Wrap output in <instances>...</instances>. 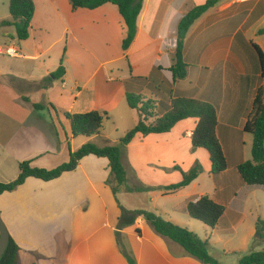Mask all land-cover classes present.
Instances as JSON below:
<instances>
[{"label": "crops", "instance_id": "crops-1", "mask_svg": "<svg viewBox=\"0 0 264 264\" xmlns=\"http://www.w3.org/2000/svg\"><path fill=\"white\" fill-rule=\"evenodd\" d=\"M33 1L29 39L11 44L21 56L0 54V94L10 97L0 102V175L9 177L7 183L17 179L24 161L52 170L86 143L116 144L126 136L140 120L127 104L126 83L149 77L164 56L173 60L181 20L207 0H144L136 38L126 51L127 27L117 6L75 11L70 0ZM10 19L9 0H0V22ZM6 28L16 36L14 27ZM262 29L264 0H224L186 36L188 76L176 83L174 93L218 109L217 137L228 163L223 173L213 176L209 153L193 148L198 120L186 119L168 133L134 137L122 159L132 192L123 189L119 204L107 184V159L85 157L76 171L51 182L29 178L15 192L0 195V215L22 249L20 260L35 255L52 263L129 264L122 244L136 264H203L159 235L144 217L123 218L121 207L187 228L209 243L219 264H239L244 256L263 251L264 238L256 233L264 222V188L247 186L238 172L252 161L254 137L245 125L264 78L260 59L257 66L248 53L254 45L264 53ZM63 55L64 78L45 89L43 81L59 69ZM96 111L109 114L111 127L124 123L121 135L104 129L102 137H84L76 144L65 114ZM196 163L203 172L189 186L177 193L161 189L180 183L182 173ZM143 187L154 190L136 191ZM202 197L225 207L214 230L187 212L188 202Z\"/></svg>", "mask_w": 264, "mask_h": 264}, {"label": "trees", "instance_id": "trees-1", "mask_svg": "<svg viewBox=\"0 0 264 264\" xmlns=\"http://www.w3.org/2000/svg\"><path fill=\"white\" fill-rule=\"evenodd\" d=\"M224 0H207L205 4L192 9L183 17L179 24L178 40L173 60L164 56L158 60L149 77H132L126 83V101L130 109L137 110L140 115L139 123L130 130L127 135L116 144L98 146L94 143H86L77 151L72 152L70 160L55 169L47 170L32 167L31 161L19 164V175L16 180L9 183H0V195L11 193L23 186L29 178H35L44 182H51L60 178L63 174L77 170L82 159L88 156L107 159L109 162L110 177L107 181L118 204L117 195L128 188L127 171L123 164V152L137 134L148 136L150 134H163L170 132L179 122L186 119H197L198 125L192 135L194 149L206 150L212 162V175L218 176L228 168L226 156L217 137L218 109L210 103L196 99L176 97L174 87L179 81L188 76L189 66L184 60V45L186 36L193 24L208 10ZM73 10H95L106 4L118 7L123 17L127 36L123 42L126 51L134 42L138 31V18L143 8L144 0H70ZM36 12L33 0H9V13L11 21H4L2 26H13L19 41H26L30 37V30ZM264 35V29L259 31ZM254 49L258 53L262 78H264V53L257 46ZM63 58L59 69L43 81V87L48 88L55 80L64 78L66 70ZM150 91L152 96H146L145 91ZM36 110H42V105H34ZM70 122L74 137L95 138L104 135V124L109 120L106 112H91L86 114H65ZM245 131L254 137L252 161L238 167V172L243 182L254 188H264V87H260L256 94L245 125ZM179 170V168H175ZM203 172L200 163L187 173H182L180 183L161 188L169 193H177L189 186ZM154 188H137L139 192H150ZM123 218H136L142 216L148 224L161 236L179 244L188 254L197 258L203 264H219L209 252V243L199 236L163 219L152 212L128 211L122 208ZM189 216L200 221L211 230H214L225 213V207L215 203L209 197L190 200L187 204ZM123 220V219H122ZM121 220V221H122ZM256 237L264 238V222L257 224ZM121 251L129 264H136L135 259L120 244ZM22 249L11 237L9 246L0 260V264H20ZM239 264H264V250L253 252L244 256Z\"/></svg>", "mask_w": 264, "mask_h": 264}, {"label": "rangeland", "instance_id": "rangeland-1", "mask_svg": "<svg viewBox=\"0 0 264 264\" xmlns=\"http://www.w3.org/2000/svg\"><path fill=\"white\" fill-rule=\"evenodd\" d=\"M10 14V13H9ZM10 18H11V16H10ZM12 19H10V20H6V21H11ZM4 22V21H3ZM2 22H0V24H1ZM4 27H10V26H2V27H0V47L2 48L3 47V49L2 50H4V49H6L7 47H11V44H14V43H18V38H17V36H11V34H8L9 33V31H10V29L9 28H6L7 29V31H4ZM13 27V26H12ZM13 30V29H12ZM13 32H15V30H13ZM5 34H8V35H5ZM9 37H12V40L14 41H12V40H9ZM251 37V36H250ZM263 38V40H264V36L262 37ZM18 40L17 42H16V40ZM263 45V44H262ZM263 48H264V45L262 46ZM249 55L248 56H250L251 55V57H253V60H254V62H255V64L258 66L259 65V56H258V53L256 52V50L253 48V46L252 47H250V50H249V53H248ZM0 58H2V55H0ZM146 96H149V97H151L152 96V93L150 92V91H145V93H144ZM12 96V95H11ZM10 99V97L8 96V95H6V94H0V102H3L4 101V104H5V101L6 102H8V101H10L9 100ZM13 100H16V97L15 96H13ZM125 107V106H124ZM126 108V107H125ZM140 121V120H139ZM123 124L124 123H120L119 122V126L117 127V126H114V127H111V121H109V122H106L105 124H104V129L108 132L109 130H110V128L111 129H113V131L115 132H117V133H121V131H122V129H123ZM106 133V132H105ZM121 135V134H120ZM125 137V136H124ZM123 137V138H124ZM77 139V141H76V144H78L80 141H82L83 139H84V137H77L76 138ZM8 179H9V177L8 176H3V175H0V183H7V181H8ZM21 262H20V264H64V262L63 261H59V262H49V261H47V260H43V259H41V258H38L37 256H35V255H33V256H23L22 257V259L20 260Z\"/></svg>", "mask_w": 264, "mask_h": 264}, {"label": "water", "instance_id": "water-1", "mask_svg": "<svg viewBox=\"0 0 264 264\" xmlns=\"http://www.w3.org/2000/svg\"><path fill=\"white\" fill-rule=\"evenodd\" d=\"M10 239L11 236L9 230L0 215V260L9 246Z\"/></svg>", "mask_w": 264, "mask_h": 264}, {"label": "built area", "instance_id": "built-area-1", "mask_svg": "<svg viewBox=\"0 0 264 264\" xmlns=\"http://www.w3.org/2000/svg\"><path fill=\"white\" fill-rule=\"evenodd\" d=\"M0 54H6L10 57L18 58L21 56L20 51L16 47H7L4 50H0Z\"/></svg>", "mask_w": 264, "mask_h": 264}]
</instances>
